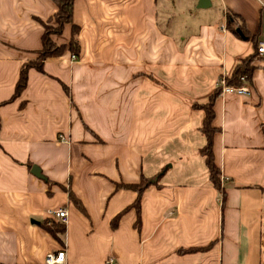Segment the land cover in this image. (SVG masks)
Wrapping results in <instances>:
<instances>
[{
    "label": "crops",
    "instance_id": "0c3cea01",
    "mask_svg": "<svg viewBox=\"0 0 264 264\" xmlns=\"http://www.w3.org/2000/svg\"><path fill=\"white\" fill-rule=\"evenodd\" d=\"M56 10L0 0V264H44L62 248L65 264H264V56L248 94L213 104L222 191L194 106L264 42V0H74L76 59L65 49L29 68L8 101ZM69 37V24L52 36ZM142 180L139 212L124 211L137 193L117 185ZM57 208L58 239L41 225Z\"/></svg>",
    "mask_w": 264,
    "mask_h": 264
},
{
    "label": "trees",
    "instance_id": "16d2710c",
    "mask_svg": "<svg viewBox=\"0 0 264 264\" xmlns=\"http://www.w3.org/2000/svg\"><path fill=\"white\" fill-rule=\"evenodd\" d=\"M57 6L56 12L50 16L45 21H40L43 26V32L41 35V48L36 51L37 57L36 60L28 62L22 65L19 78L16 82L14 93L12 97L8 100L11 101L20 96L21 92L26 86L27 81V72L29 68H36L42 70V62L52 56L61 54L65 49H68L71 54L77 55L79 53L80 45L78 40V33L80 30L79 25L75 24L72 21V12L74 0H52ZM239 20L238 16L235 14H228L227 17V26L239 35L236 29L233 27V22L236 21L237 28L240 29L243 36H247V32L243 26V23L237 21ZM66 24L70 25V37L67 44L61 43L57 44L52 36L60 35L63 31V28ZM257 55L256 52L250 54L249 56L241 59L236 66L234 67L232 73L229 76L223 77V80L228 85H241L244 81H249L251 79L253 70L255 69L254 60ZM221 93V87L218 86L214 93H212L208 101L204 104H195V107L201 108L204 110L205 116L203 119L201 131L206 137V144L200 149V153L204 156L205 164L209 172V178L218 191H222L221 186V171L214 161L213 155V135L218 131V128L212 124L214 111L213 104L216 97ZM1 125V124H0ZM147 186V181L142 180L139 183L134 184H118V188H125L133 190L137 193V197L132 205L126 207L127 210L130 207H135L139 212L140 206V197L142 191ZM69 199L78 207H81L79 201L73 196V194L68 190ZM123 211V212H124ZM122 213L118 214L113 220L112 225L115 226L119 217ZM139 221V220H138ZM49 222V223H48ZM137 224V221H136ZM41 225L56 239L59 238V235L64 233V224L54 221L52 219L44 220ZM191 251V250H190Z\"/></svg>",
    "mask_w": 264,
    "mask_h": 264
},
{
    "label": "built area",
    "instance_id": "2783aa9c",
    "mask_svg": "<svg viewBox=\"0 0 264 264\" xmlns=\"http://www.w3.org/2000/svg\"><path fill=\"white\" fill-rule=\"evenodd\" d=\"M257 52L259 55L264 56V42H259L257 45ZM71 59H76L74 54L71 55ZM218 86L221 87V93L235 92L237 94H248L249 87L247 81H244L241 85H228L224 82L223 78L220 79ZM60 140H64L63 136L59 137ZM67 210L65 208H57L49 211V218L59 223L65 224L67 220ZM44 264H65V249L62 248L57 252H49L45 255Z\"/></svg>",
    "mask_w": 264,
    "mask_h": 264
},
{
    "label": "water",
    "instance_id": "95a60500",
    "mask_svg": "<svg viewBox=\"0 0 264 264\" xmlns=\"http://www.w3.org/2000/svg\"><path fill=\"white\" fill-rule=\"evenodd\" d=\"M200 7H204V5H201ZM236 31H237V33H239L240 36H243L241 31H240V29H236ZM31 172H32L33 175H35V176H37L39 178H44L43 175L40 172V169L37 166H35V165L32 166Z\"/></svg>",
    "mask_w": 264,
    "mask_h": 264
}]
</instances>
